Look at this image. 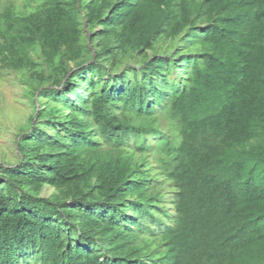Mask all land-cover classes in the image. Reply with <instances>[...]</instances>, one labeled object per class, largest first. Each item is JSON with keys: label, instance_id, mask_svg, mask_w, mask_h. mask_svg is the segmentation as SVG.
Here are the masks:
<instances>
[{"label": "trees", "instance_id": "trees-1", "mask_svg": "<svg viewBox=\"0 0 264 264\" xmlns=\"http://www.w3.org/2000/svg\"><path fill=\"white\" fill-rule=\"evenodd\" d=\"M5 1L0 264H264V0Z\"/></svg>", "mask_w": 264, "mask_h": 264}, {"label": "rangeland", "instance_id": "rangeland-1", "mask_svg": "<svg viewBox=\"0 0 264 264\" xmlns=\"http://www.w3.org/2000/svg\"><path fill=\"white\" fill-rule=\"evenodd\" d=\"M12 1L25 10V0ZM26 89L27 86L14 71L3 69L0 72V164L16 162L18 135L33 114V100ZM53 192V188L45 187L42 195L49 196Z\"/></svg>", "mask_w": 264, "mask_h": 264}]
</instances>
